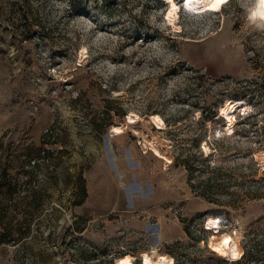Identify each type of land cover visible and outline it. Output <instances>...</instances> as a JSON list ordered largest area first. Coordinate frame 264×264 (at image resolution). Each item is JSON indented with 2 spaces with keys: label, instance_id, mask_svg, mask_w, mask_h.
Instances as JSON below:
<instances>
[{
  "label": "rangeland",
  "instance_id": "obj_1",
  "mask_svg": "<svg viewBox=\"0 0 264 264\" xmlns=\"http://www.w3.org/2000/svg\"><path fill=\"white\" fill-rule=\"evenodd\" d=\"M255 2L182 9L170 22L166 0H0V182L25 195L32 177L37 189L31 232L0 245V264H116L127 254L141 264L154 249L175 264H220L209 242L223 232L244 254L255 248L264 235ZM228 99L249 106L232 132ZM117 124L125 131L115 134ZM187 159L200 167L194 175ZM82 185L88 197L77 205ZM81 246L108 260L86 262Z\"/></svg>",
  "mask_w": 264,
  "mask_h": 264
},
{
  "label": "trees",
  "instance_id": "obj_2",
  "mask_svg": "<svg viewBox=\"0 0 264 264\" xmlns=\"http://www.w3.org/2000/svg\"><path fill=\"white\" fill-rule=\"evenodd\" d=\"M43 155H51V151L49 149L44 148L41 150ZM186 168L191 172V175L197 172L200 169L199 165H195L193 162H190V159L184 161ZM207 168H210V164L207 165ZM33 178H28L25 181L24 188L26 189L28 194L23 195L24 193L19 189L17 184H14L12 181L9 184H3L0 182V245L3 243H18L27 238V234L31 232L32 222L35 217V213L32 212L30 204H32L29 197H33V201H35V195L37 189H34ZM205 184V183H204ZM202 186L201 194L210 199L207 191L208 184ZM82 195L79 199L74 200V204L82 205L84 204L86 198L88 197L87 188L83 185ZM201 188V187H200ZM212 200V199H211ZM41 201L38 199L37 203L39 204ZM35 204V205H38ZM12 211V212H11ZM19 212L23 215L21 219H17V214ZM255 248L251 250H246L244 254L243 260L232 261V264H250L249 261H245L246 256L251 257V261L254 264H264V235L261 236L260 239L256 240ZM81 251V256L83 260L89 262L90 260L98 259L100 261L105 262L108 259H102L98 253H95L93 250H88L84 247H79ZM80 261L79 259H77ZM113 259L110 261L112 262ZM220 264H229L228 259L220 260ZM101 264V263H95Z\"/></svg>",
  "mask_w": 264,
  "mask_h": 264
},
{
  "label": "bare ground",
  "instance_id": "obj_3",
  "mask_svg": "<svg viewBox=\"0 0 264 264\" xmlns=\"http://www.w3.org/2000/svg\"><path fill=\"white\" fill-rule=\"evenodd\" d=\"M166 1L170 3V9L168 10V19L170 22H174L179 15L178 13L179 5L177 1L175 0H166ZM229 1L231 0H185V4L187 8L194 9L196 10L197 13L204 14L207 12H214V13L222 12L224 5L228 3ZM213 4L218 5V7L213 8L212 7ZM258 4H259V0H256L254 9H253L254 11H257ZM256 17H259L261 20H264V17H261L260 15H257ZM239 109L240 110L242 109L244 112H246L249 109V106L242 99L241 100L228 99L222 108V113L225 116L226 120L228 121L227 125L229 123L227 130L231 132L233 131L237 123L235 112ZM135 120L136 119H134L133 116H129L127 118L128 123H132V121H135ZM152 122L156 123L159 129H163L166 126L165 121L158 115L152 116ZM124 131L125 130L122 124H117L113 126V132L115 134L122 133ZM150 146L156 155L160 156L161 158L166 159L167 161H171L170 157L166 156L165 154L161 152L160 150L161 148L158 144L151 142ZM119 178L120 179L124 178L122 173H120ZM130 199L132 201L131 196H130ZM235 235H236L235 233H231V232L230 233L228 232L218 233V235L215 234L214 237L210 239L209 244L214 251H216L219 255L226 258L225 254L229 256L231 255V252H230L231 244H229L227 248H221L223 238L225 236H228L231 238L233 242H235L238 240V238ZM218 249L219 251H217ZM238 250L243 251L240 245H239ZM243 256H244V252H243ZM135 259L136 258L134 256L127 254L117 259L116 264H134ZM141 261H142L141 264H168L169 261H171L172 264H175L174 258L171 255L159 253L157 249H154L152 252H149V253L142 252Z\"/></svg>",
  "mask_w": 264,
  "mask_h": 264
},
{
  "label": "clouds",
  "instance_id": "obj_4",
  "mask_svg": "<svg viewBox=\"0 0 264 264\" xmlns=\"http://www.w3.org/2000/svg\"><path fill=\"white\" fill-rule=\"evenodd\" d=\"M212 7L216 8V7H218V5L213 4ZM257 15L264 17V0H259L257 11L252 12L250 18L254 19ZM260 26L264 27V25H260ZM229 244H231V247H230L231 255L229 256V255L225 254V257L229 260V264H232V261L239 260L243 256V251L238 250L239 249V241L238 240L233 242L230 237L225 236L223 238L221 248H227L229 246ZM217 251H219V249ZM168 264H172V262L169 261Z\"/></svg>",
  "mask_w": 264,
  "mask_h": 264
},
{
  "label": "built area",
  "instance_id": "obj_5",
  "mask_svg": "<svg viewBox=\"0 0 264 264\" xmlns=\"http://www.w3.org/2000/svg\"><path fill=\"white\" fill-rule=\"evenodd\" d=\"M219 219H217V221H215L214 223H209L208 228L209 230H214L219 228Z\"/></svg>",
  "mask_w": 264,
  "mask_h": 264
}]
</instances>
